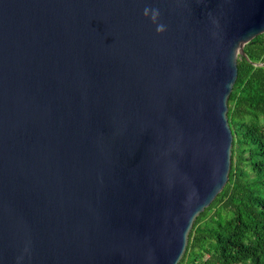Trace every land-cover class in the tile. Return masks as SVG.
<instances>
[{
  "label": "water",
  "instance_id": "1",
  "mask_svg": "<svg viewBox=\"0 0 264 264\" xmlns=\"http://www.w3.org/2000/svg\"><path fill=\"white\" fill-rule=\"evenodd\" d=\"M262 33L264 0H0V264H179Z\"/></svg>",
  "mask_w": 264,
  "mask_h": 264
},
{
  "label": "trees",
  "instance_id": "2",
  "mask_svg": "<svg viewBox=\"0 0 264 264\" xmlns=\"http://www.w3.org/2000/svg\"><path fill=\"white\" fill-rule=\"evenodd\" d=\"M245 52L229 99V180L196 219L179 264H264V33Z\"/></svg>",
  "mask_w": 264,
  "mask_h": 264
},
{
  "label": "clouds",
  "instance_id": "3",
  "mask_svg": "<svg viewBox=\"0 0 264 264\" xmlns=\"http://www.w3.org/2000/svg\"><path fill=\"white\" fill-rule=\"evenodd\" d=\"M144 15L145 16H151V19L155 22L158 18V16L160 15L159 13V9L154 8V7H145L144 8ZM158 31H164V25L160 24L157 27Z\"/></svg>",
  "mask_w": 264,
  "mask_h": 264
}]
</instances>
